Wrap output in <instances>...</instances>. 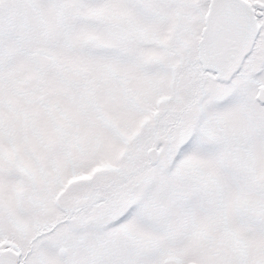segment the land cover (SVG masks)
I'll list each match as a JSON object with an SVG mask.
<instances>
[{"label": "snow or ice", "instance_id": "6c2138e0", "mask_svg": "<svg viewBox=\"0 0 264 264\" xmlns=\"http://www.w3.org/2000/svg\"><path fill=\"white\" fill-rule=\"evenodd\" d=\"M0 264H264V0H0Z\"/></svg>", "mask_w": 264, "mask_h": 264}]
</instances>
